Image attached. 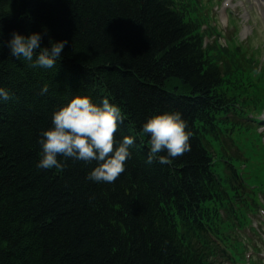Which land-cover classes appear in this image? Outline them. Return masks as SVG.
I'll return each mask as SVG.
<instances>
[{"label": "trees", "instance_id": "obj_1", "mask_svg": "<svg viewBox=\"0 0 264 264\" xmlns=\"http://www.w3.org/2000/svg\"><path fill=\"white\" fill-rule=\"evenodd\" d=\"M193 13L192 0H0V87L11 95L0 99V264L214 263L221 231L229 236L228 189L248 203L236 185L249 187L245 175L212 148L242 65L239 52L204 45ZM45 28L41 47L68 42L54 68L10 55L13 32ZM76 95L118 105L116 140L134 139L114 183L87 178L96 161L37 167L42 132ZM176 111L191 150L148 163L143 125Z\"/></svg>", "mask_w": 264, "mask_h": 264}, {"label": "clouds", "instance_id": "obj_2", "mask_svg": "<svg viewBox=\"0 0 264 264\" xmlns=\"http://www.w3.org/2000/svg\"><path fill=\"white\" fill-rule=\"evenodd\" d=\"M46 34V28L44 32L27 36L13 32L7 42L10 55L17 59L23 57L29 67L54 68L68 42L50 40V47H41ZM3 46L0 40V49ZM36 50H39L38 54ZM48 91L45 84L41 95ZM0 99H11L10 93L3 87H0ZM121 120L120 107L110 103L107 98L101 104H96L88 95L74 96L70 103L53 114V127L42 132L40 143L43 155L37 167H61L59 156L89 163L96 161L97 166L87 178L97 183H114L125 171L127 159L131 157L130 146L134 144L130 136H124L122 141L117 142L115 133ZM186 128L187 122L179 111L151 117L143 125V132L150 135L147 162L152 163L158 157L160 164L170 165L173 159L190 151L192 134ZM165 152L166 155H158Z\"/></svg>", "mask_w": 264, "mask_h": 264}, {"label": "rangeland", "instance_id": "obj_3", "mask_svg": "<svg viewBox=\"0 0 264 264\" xmlns=\"http://www.w3.org/2000/svg\"><path fill=\"white\" fill-rule=\"evenodd\" d=\"M228 0H224L223 6L221 8L215 7L216 9V16L218 23L221 24V22H225L226 16L228 13H232L234 17L238 18L240 16H244V13L247 15H250L249 12H243L242 6L244 7H251L252 10H254L258 16L259 20H255L257 24L256 32L253 35V43L258 50L257 57L261 59V61L264 63V3L261 0H231L229 3V6H226L225 3ZM252 31V26L244 25L242 28L240 27V34L241 38H245L247 35H249ZM217 163H219L217 161ZM220 164V163H219Z\"/></svg>", "mask_w": 264, "mask_h": 264}]
</instances>
